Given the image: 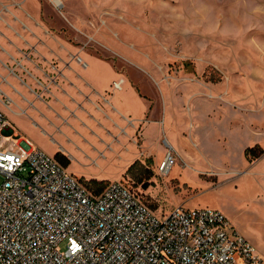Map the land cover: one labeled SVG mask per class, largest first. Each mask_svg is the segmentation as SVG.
<instances>
[{"label":"rangeland","instance_id":"374dc122","mask_svg":"<svg viewBox=\"0 0 264 264\" xmlns=\"http://www.w3.org/2000/svg\"><path fill=\"white\" fill-rule=\"evenodd\" d=\"M19 1L37 20L43 9L57 20L66 16L85 33L86 40L75 43L108 61L124 87L138 86L136 93L152 103L153 120L166 115L165 129L149 132L136 148L152 172L151 184L136 185L131 175L121 181L157 214L177 206L221 213L230 233L253 245L264 264V151L245 156L234 141L238 132L255 136L264 130V0H61L60 9L50 0ZM3 93L7 126L0 149H16V132L54 156L49 130L33 123L34 98L26 95L19 108ZM167 153L175 163L162 176L157 167ZM87 155L73 154L67 171L77 178L104 171L119 181L117 162L95 164L96 154Z\"/></svg>","mask_w":264,"mask_h":264},{"label":"built area","instance_id":"2783aa9c","mask_svg":"<svg viewBox=\"0 0 264 264\" xmlns=\"http://www.w3.org/2000/svg\"><path fill=\"white\" fill-rule=\"evenodd\" d=\"M6 126L0 109V137ZM13 135L16 149H0V264H263L221 213L157 214L121 180L94 194L55 156ZM174 163L167 153L158 173Z\"/></svg>","mask_w":264,"mask_h":264},{"label":"crops","instance_id":"0c3cea01","mask_svg":"<svg viewBox=\"0 0 264 264\" xmlns=\"http://www.w3.org/2000/svg\"><path fill=\"white\" fill-rule=\"evenodd\" d=\"M16 8L25 16L12 12ZM65 17L57 20L43 9L37 20L22 8V1L0 0V27L5 29H0V90L19 108L28 100L26 95L34 98L36 107L29 102L36 112L33 123L49 130L57 144L54 156L63 154L70 165L73 154L89 158L88 151L94 152L95 164L117 162L122 167L120 181L132 164H145L136 148L151 136L149 132L165 129L166 115L165 120H153L152 103L140 97L141 92L136 93L138 86L132 82L124 87L126 83L120 78L119 88H115L114 83L120 81L115 79L118 71L75 43L76 39L86 40L85 33L73 28ZM67 27L75 32H68ZM257 132L255 136L238 132L234 141L243 152L253 146L264 151V130ZM114 176L103 171L82 175L81 179L111 182Z\"/></svg>","mask_w":264,"mask_h":264},{"label":"trees","instance_id":"16d2710c","mask_svg":"<svg viewBox=\"0 0 264 264\" xmlns=\"http://www.w3.org/2000/svg\"><path fill=\"white\" fill-rule=\"evenodd\" d=\"M257 149H260V153H263V150L259 148L258 146L249 147L245 150V156H248L251 152L256 151ZM55 158L65 167H68L70 161L66 156H64L61 153H57L55 155ZM131 175L133 179L135 180L136 185H141L143 188H148V186L151 184L149 183V180L152 178V172L151 170L146 166V164L135 162L132 164L127 171L125 172L124 176ZM83 184L94 194L100 193L105 186L108 184L107 181H100L96 179H89V180H83L81 179Z\"/></svg>","mask_w":264,"mask_h":264}]
</instances>
